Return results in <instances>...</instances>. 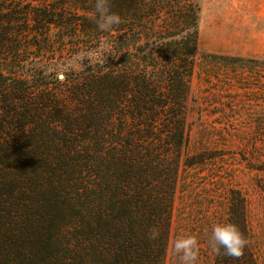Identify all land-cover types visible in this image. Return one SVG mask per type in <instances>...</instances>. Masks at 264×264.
I'll return each instance as SVG.
<instances>
[{
    "label": "trees",
    "instance_id": "16d2710c",
    "mask_svg": "<svg viewBox=\"0 0 264 264\" xmlns=\"http://www.w3.org/2000/svg\"><path fill=\"white\" fill-rule=\"evenodd\" d=\"M27 1L50 5L52 0ZM84 3L86 0L82 2L85 7L82 9L95 14V8H87ZM110 8L121 16L119 25L101 31L96 28L95 18L86 19L82 34L88 39L105 38L109 43L108 53L114 56L106 53L101 64L84 65L82 71L64 74V83L66 88L69 87L65 94L67 101L59 102L66 132L90 139L86 157L82 160L80 229L66 242L64 256L60 259L52 255L36 257L34 250H29L31 241L24 239L19 230L4 231L0 227V264H52L54 261L60 264H131L132 248L137 264L165 262L178 168L183 148L188 150L190 145L186 138L187 119L190 112H196L201 121L207 101L196 96L192 89L199 40V8L196 0H110ZM2 9L0 167L13 159L12 153L8 152L19 143L17 139L8 141L5 135L21 130L25 121L40 111L26 103L30 96L26 88L28 79L18 77L14 72L21 65L25 66L22 57L30 48H22L21 37L30 23L24 22L23 26L12 13ZM33 19L45 27L52 23L66 27L51 12ZM70 27L73 28L72 23ZM33 46L38 53L45 51L40 43ZM202 63L205 68L223 73L227 79L223 88L229 99H232L233 80L244 89L241 80L246 78L245 74L264 72V68L258 66L259 60L240 57L207 55ZM33 80L38 86L50 83L41 74H34ZM41 100L45 102L46 98ZM19 103H23L22 106ZM229 105L232 106L231 101ZM51 118L58 121L56 117ZM255 121L259 136L264 137V115ZM163 140L173 148L175 158L169 177L156 186L162 177L157 166L161 161ZM257 141L256 137L251 143L254 150L251 158L244 154L242 161L247 163L248 169L264 175V163L254 162L264 158V153L256 147ZM216 157L209 156L206 151L191 156L184 165L194 168ZM101 159L107 175H101L97 183H92L91 164ZM259 181L258 188L264 193V178ZM228 204L227 223L238 226L247 245L239 258L226 256L221 248L215 254L214 264H259L250 246L252 234L247 198L239 191H231ZM7 213L2 214L0 210V226H16L13 212ZM153 228L159 235L150 240L148 236ZM35 258L38 262H34Z\"/></svg>",
    "mask_w": 264,
    "mask_h": 264
},
{
    "label": "rangeland",
    "instance_id": "374dc122",
    "mask_svg": "<svg viewBox=\"0 0 264 264\" xmlns=\"http://www.w3.org/2000/svg\"><path fill=\"white\" fill-rule=\"evenodd\" d=\"M94 1L86 0L84 4L87 8H95ZM82 2L52 0L46 5L37 1L0 0V8L3 7L5 13H12L17 23L23 26L24 22L30 23L21 37L22 48H30L22 57L25 66L21 65L14 72L16 76L28 79L26 88L30 96L26 103L40 108L34 118L25 121L21 130L5 135L8 141L17 139L19 143L8 152L12 153L13 159L0 167V210L6 215L13 212L16 226L2 224L0 227L4 231L19 230L24 239L31 241L29 250H34L36 257L52 255L61 259L66 242L76 235L81 225L82 160L86 157L90 139L66 132L59 102L67 101L65 94L69 87L66 88L64 83V74L82 71L84 65L101 64L104 54L110 50L105 38L88 39L82 34L86 19L95 18L94 13L82 9L85 8ZM196 4L199 8V40L192 89L196 96L207 101L201 121L196 112H190L187 119L186 138L190 145L188 150L183 148L178 168L164 264H180L172 245L176 238L188 235L198 241L197 264H214L216 252L209 245L211 231L214 225L227 223L231 191L241 192L248 200L250 246L259 264H264V193L258 188L259 178L264 175L248 169L247 163L242 161L244 154L251 158L254 151L251 143L256 137V147L264 153V137L259 136L255 125V120L264 115V72L245 74L246 78L241 80L244 89L233 80L232 99H229L223 88L227 80L223 73L205 68L202 63L204 56L225 55L259 60V68H264V0H196ZM45 12H51L67 28L57 27L55 23L47 24V27L36 24L34 16ZM36 43L47 49L38 53L36 47H32ZM101 44L104 46L100 47ZM89 52L99 57L91 65L87 58ZM72 57H77L78 62L74 67H65ZM246 65L251 66L250 63ZM34 74H41L50 83L38 86L33 80ZM42 97L46 98L45 102ZM53 111L59 114L54 115ZM160 149L161 161L157 167H160L162 177L156 186L169 177L175 158L173 148L164 140ZM206 151L209 156L217 157L194 168L184 165L191 156ZM254 162L264 163V158ZM101 164L103 159L91 164L92 183H97L101 175H107L106 167ZM134 251L133 248L130 250L131 264H137ZM34 262H38V258ZM52 264L60 263L54 261Z\"/></svg>",
    "mask_w": 264,
    "mask_h": 264
},
{
    "label": "clouds",
    "instance_id": "9594fccd",
    "mask_svg": "<svg viewBox=\"0 0 264 264\" xmlns=\"http://www.w3.org/2000/svg\"><path fill=\"white\" fill-rule=\"evenodd\" d=\"M95 20L96 28L101 31H108L113 26L122 22L121 16L113 12L110 8V0H95ZM104 45L101 44L100 47ZM113 55L112 53H108ZM114 56V55H113ZM89 64L97 62L99 57L93 52L87 54ZM78 62L77 57L69 59L65 67H74ZM158 231L153 228L148 238L155 240L158 238ZM210 248L213 252L219 253L222 248L224 254L229 257L239 258L247 245V239L242 235L238 226L233 223H222L213 226L209 240ZM173 251L178 255L180 264H197L198 261V241L194 236L188 235L178 237L172 245Z\"/></svg>",
    "mask_w": 264,
    "mask_h": 264
}]
</instances>
